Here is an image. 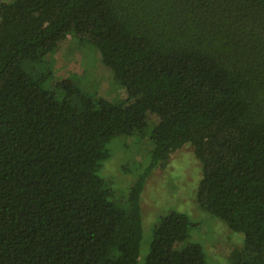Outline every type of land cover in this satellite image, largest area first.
<instances>
[{"label": "trees", "instance_id": "trees-1", "mask_svg": "<svg viewBox=\"0 0 264 264\" xmlns=\"http://www.w3.org/2000/svg\"><path fill=\"white\" fill-rule=\"evenodd\" d=\"M68 36L98 51L123 98L51 83L45 56ZM144 136L117 202L107 146ZM186 143L198 207L243 234L226 264H264V0L0 2V264H208L199 244L179 247L177 211L139 255L145 181Z\"/></svg>", "mask_w": 264, "mask_h": 264}, {"label": "rangeland", "instance_id": "rangeland-1", "mask_svg": "<svg viewBox=\"0 0 264 264\" xmlns=\"http://www.w3.org/2000/svg\"><path fill=\"white\" fill-rule=\"evenodd\" d=\"M45 61L52 70V84L69 77L94 97L114 102L125 95L114 85L112 75L101 63L98 51L75 38L68 36L61 41L52 54L45 56ZM157 120V116L147 114L148 126ZM150 147L147 136L141 139L123 137L108 144L110 156L100 174L114 190L115 201L125 198L135 178L137 163L144 161ZM200 177V163L188 143L170 153L166 164L156 167L149 174L140 194V257L148 252L155 225L169 211L184 213L189 219L187 238L179 247L187 243L199 244L208 264H226L232 251L243 248L242 233L229 230L222 220L198 207L195 193Z\"/></svg>", "mask_w": 264, "mask_h": 264}]
</instances>
